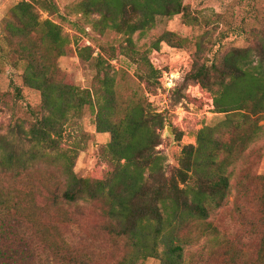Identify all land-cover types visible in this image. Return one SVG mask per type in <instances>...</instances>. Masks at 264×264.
I'll return each instance as SVG.
<instances>
[{"label":"trees","instance_id":"trees-1","mask_svg":"<svg viewBox=\"0 0 264 264\" xmlns=\"http://www.w3.org/2000/svg\"><path fill=\"white\" fill-rule=\"evenodd\" d=\"M35 3L21 1L10 8L0 38L1 51L22 67V84L40 98L29 122L22 123L27 131L19 123L18 135L0 133V264H95L71 224L79 204L91 202L101 204L106 219L96 230L124 245L116 264H138L146 258L184 264V248L196 238L212 235L213 245L221 244L210 216L230 196V177L257 141L262 129L258 121L264 119V10L246 47L221 50L196 42L191 68L176 94L193 97L195 89H202L211 111L226 116L222 123L197 130L196 145H184L177 166L167 173L156 150V129L163 126L160 114L150 112L141 100L118 97L109 62L128 59L138 79L154 91L162 87L159 70L133 35L151 29L158 17L181 14L186 24L197 18L183 0H81L74 9L97 15L91 21L95 31L120 35L117 46H101L94 56L90 45L73 50L54 21L59 17L54 0ZM38 11L49 17L41 18ZM72 25L79 29L77 22ZM160 41L180 46L184 39L165 31L155 48ZM74 51L80 60L93 61L90 88L63 81L57 60ZM85 107L94 114L96 131L111 136L104 148L111 170L102 178L78 176L73 170L77 149L59 148L66 124L80 118ZM230 113L238 117L232 119ZM181 135L176 133V139ZM246 179L253 192H245ZM239 182L233 212L242 232L222 251L219 264H264V175ZM252 201L256 213L249 217ZM250 237L256 238L253 246L247 244Z\"/></svg>","mask_w":264,"mask_h":264},{"label":"rangeland","instance_id":"rangeland-1","mask_svg":"<svg viewBox=\"0 0 264 264\" xmlns=\"http://www.w3.org/2000/svg\"><path fill=\"white\" fill-rule=\"evenodd\" d=\"M21 1L31 2L37 6L35 0H0V38L5 35L4 19L8 11ZM80 1L54 0L59 14V17H53L54 21L61 24L73 50L90 45L95 56L101 46L110 44L117 46L120 35L114 32L101 34L94 30L92 22L98 18L97 15H83L74 9ZM183 4L187 6L189 13L197 18L196 23H184L181 14L158 17L151 29L142 33L136 32L132 37L137 47L149 50L147 53L149 62L159 70L158 80L162 87L159 86L154 91L148 90L147 85L135 75V64L124 57L109 62L118 97L126 102L141 100L146 108L149 107L150 112L160 114L163 126L156 129L160 136V144L156 150L164 159L163 164L167 173L173 166H177V158L184 145H196L197 130L218 122L222 123L226 116L211 111L207 92L202 89H195L193 97L183 95L179 98L176 94L175 88L182 84L191 68L192 52L196 49V42H202L204 45L215 44L221 50L246 47L248 38H251V31L258 28L264 10V0H183ZM38 12L41 18L49 17L47 12ZM72 22H77L79 29H76ZM80 28L84 29V33ZM165 31L178 35L184 42L180 46H172L160 41L155 48L154 43ZM92 64L93 61L80 60L75 51L73 55L60 56L57 60L63 81L80 88L91 87L95 70ZM21 74L22 67L14 66L13 56H8L6 51H1L0 48V133L10 138L13 137L12 134L14 136L19 134L20 129L16 124L21 123L27 131L28 127L24 124L30 120V111L38 109L40 105L39 93L22 84ZM152 80L150 86L154 85ZM229 116L232 119L238 117L237 113H230ZM258 125L262 129L257 141L250 145L244 156L242 154L243 158L235 174L230 177V196L224 206L213 211L210 216V220L219 231L222 243L213 245L212 235L196 238L195 242L184 248V264H219L223 256L222 251L233 244L238 232H242L239 218L233 212L236 183H240L239 179L245 176L264 175V119H260ZM178 132H182L179 140L176 139ZM110 137L108 132L96 131L94 114L85 107L80 118L70 119L66 124L59 148L77 149V153L74 154L73 170L78 176L102 178L111 170L104 150ZM51 164L53 163H49ZM253 182L255 183V179ZM245 187V192H253L252 188L247 189L251 187L247 179ZM248 207L251 208L248 216L254 217L256 208L253 207V201ZM77 209L71 224L74 234L81 238V248L85 252H91L95 264H116L124 252V245L114 244L105 233L96 230L98 226L106 223L101 204L80 203ZM223 235L229 238H222ZM248 240L247 244L251 246L256 242L255 237ZM138 264H159V261L146 258L140 259Z\"/></svg>","mask_w":264,"mask_h":264}]
</instances>
